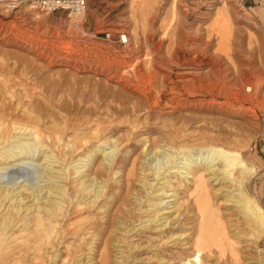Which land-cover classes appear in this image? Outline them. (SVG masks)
<instances>
[{
  "label": "rangeland",
  "instance_id": "1",
  "mask_svg": "<svg viewBox=\"0 0 264 264\" xmlns=\"http://www.w3.org/2000/svg\"><path fill=\"white\" fill-rule=\"evenodd\" d=\"M86 2L85 17L79 23L70 20L64 11L37 13L20 7L13 13H0V122L8 124L14 117L24 115L32 103L45 102L58 112L59 120L64 116L69 122L64 141L70 142L64 149L68 150L65 159L69 157L71 165H76L78 159V149L71 151L72 140L78 142V134L91 132L90 128L78 131V115L92 116L91 128L102 120L106 124L108 120L122 123L119 130L105 136L126 137L132 124L153 126L133 137L134 157L170 130L176 137L175 145L205 143L234 148L252 167L243 188L264 208V0ZM122 33L127 34L126 43L118 39ZM147 72L156 74L151 95L158 103L151 112L143 98L130 89L136 82L135 74ZM200 83L214 89L196 90ZM25 88L30 89L31 97L25 94ZM61 102L62 108L58 107ZM135 102H141L142 109L132 114L115 113V108L131 107ZM91 106L95 114L83 112L84 107ZM43 116L47 119L53 115ZM184 117L190 119L185 121ZM140 166L137 161L138 174ZM67 167L62 169L66 176L62 182L70 187L78 180V171ZM131 167L129 163L113 174V179L120 175L125 181ZM198 174L190 177L188 183L179 184V179H175L167 190L177 192L178 202L184 207L178 216L167 208L164 215L172 219L167 230L177 229L181 237L190 234L186 245L182 240L164 243L167 234L160 238L154 228L139 230L132 238L134 243L144 245L152 239L163 250L151 259V252H136L138 263L185 264L180 253L191 250L201 218L195 204L200 194L196 185ZM138 176L133 181L137 187ZM235 187L227 180L207 182L216 243L211 244L206 262L264 264V234L250 229L241 206L225 196L228 191L234 193ZM75 207L70 205L68 209ZM136 207L133 208L138 212ZM3 211L1 206L0 214ZM69 215L72 221L81 217L78 211ZM109 250L112 258L116 251L111 245ZM13 255L17 256L7 255L9 262ZM94 255L99 258V251Z\"/></svg>",
  "mask_w": 264,
  "mask_h": 264
},
{
  "label": "bare ground",
  "instance_id": "2",
  "mask_svg": "<svg viewBox=\"0 0 264 264\" xmlns=\"http://www.w3.org/2000/svg\"><path fill=\"white\" fill-rule=\"evenodd\" d=\"M155 76L150 72L135 74L136 82L130 87L141 100L143 98L148 112L158 103L151 95ZM209 86L200 83V88L196 90L207 92L214 89ZM25 90V94L31 97L30 89ZM224 92L226 94L227 90ZM229 92L232 93V90ZM170 100L173 101V98ZM63 106L62 102L58 104L60 108ZM50 107L45 102L32 103L24 115L14 117L8 124L0 122V207L4 209L0 214L1 264H141L136 252H151V259L161 255L163 250L152 239L144 245L132 241L137 231L151 228L160 238L167 234L166 244L182 240V244L186 245L190 234L181 237L179 230H167L172 225L169 215H164L167 208H172L177 216L184 208L178 202V193H168L167 190L175 179H179V184L181 181L188 183V179L197 173H200L196 176L200 194L195 198V204L201 218L191 250L180 253L181 262L207 264L211 244L216 243L211 228L214 217L209 210L206 188L209 179L227 180L237 186L234 193L228 191L225 196L241 206L240 211L250 229L259 235L264 234V208L243 188L245 176L252 173V167L246 163L240 151L205 143L175 145L176 137L170 130L169 134L154 139L151 145L143 147L134 157L136 148L133 137L153 126L147 123L142 127L132 124L126 137L105 136L107 132L119 130L122 123L108 120L106 124V120H102L91 128L92 116L82 118L78 115V131L90 128L91 132L78 134V142L72 140L71 151L78 149V159L76 165H71L69 157L65 159L68 150L64 149L70 142L64 141L69 122L64 116L59 120L58 112ZM91 107H84L83 112L95 114V108ZM141 107V102H135L131 107L121 105L114 110L116 114H132ZM48 114L53 115L52 118L45 119L43 115ZM183 119L188 121L190 117ZM137 161L141 164L139 174L135 167ZM129 163L132 167L125 181L120 179V175L113 179V174ZM66 165L69 170L72 167L78 171V180L70 187L62 182L66 177L62 169ZM114 166H117L116 171L113 170ZM137 176L138 187L133 182ZM5 200L7 205L3 204ZM70 205L76 207L68 209ZM134 205L138 206V212ZM77 211L81 217L72 221L69 214ZM110 245L116 251L112 258ZM97 251L98 260L94 255ZM9 253L17 254L11 256L12 262H9L10 259L8 261ZM162 264H166V261Z\"/></svg>",
  "mask_w": 264,
  "mask_h": 264
},
{
  "label": "built area",
  "instance_id": "3",
  "mask_svg": "<svg viewBox=\"0 0 264 264\" xmlns=\"http://www.w3.org/2000/svg\"><path fill=\"white\" fill-rule=\"evenodd\" d=\"M20 7H27L37 13H53L64 11L66 16L76 22H81L86 13V0H0V13H13ZM107 37L109 34L106 35ZM121 43L127 42V34L119 35Z\"/></svg>",
  "mask_w": 264,
  "mask_h": 264
}]
</instances>
